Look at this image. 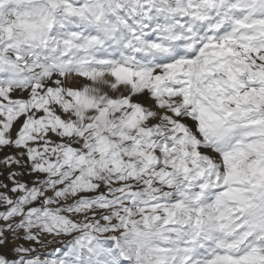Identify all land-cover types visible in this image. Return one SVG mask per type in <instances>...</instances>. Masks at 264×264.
Segmentation results:
<instances>
[{
	"label": "snow or ice",
	"instance_id": "snow-or-ice-1",
	"mask_svg": "<svg viewBox=\"0 0 264 264\" xmlns=\"http://www.w3.org/2000/svg\"><path fill=\"white\" fill-rule=\"evenodd\" d=\"M0 264H264V0H0Z\"/></svg>",
	"mask_w": 264,
	"mask_h": 264
}]
</instances>
